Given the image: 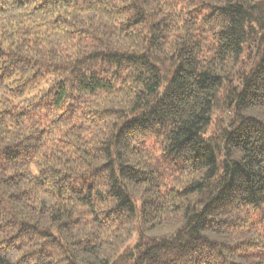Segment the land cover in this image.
Masks as SVG:
<instances>
[{
  "label": "trees",
  "instance_id": "16d2710c",
  "mask_svg": "<svg viewBox=\"0 0 264 264\" xmlns=\"http://www.w3.org/2000/svg\"><path fill=\"white\" fill-rule=\"evenodd\" d=\"M0 264H264V0H0Z\"/></svg>",
  "mask_w": 264,
  "mask_h": 264
},
{
  "label": "rangeland",
  "instance_id": "374dc122",
  "mask_svg": "<svg viewBox=\"0 0 264 264\" xmlns=\"http://www.w3.org/2000/svg\"><path fill=\"white\" fill-rule=\"evenodd\" d=\"M150 142L151 140L146 141V146L152 152L155 168L166 181H170L178 173L180 161H177L171 154L163 155L156 150V147L151 146Z\"/></svg>",
  "mask_w": 264,
  "mask_h": 264
}]
</instances>
